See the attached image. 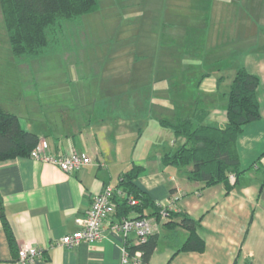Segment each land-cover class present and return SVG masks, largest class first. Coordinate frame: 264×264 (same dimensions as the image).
<instances>
[{"label": "crops", "instance_id": "obj_1", "mask_svg": "<svg viewBox=\"0 0 264 264\" xmlns=\"http://www.w3.org/2000/svg\"><path fill=\"white\" fill-rule=\"evenodd\" d=\"M235 31L231 39L217 47L220 53L215 57L222 63L218 75L201 74L194 79L196 90L187 93L177 92L174 75L170 86L175 92H153L152 98L157 101L150 100L147 111L148 115L155 112L159 139L149 143V150L144 149L138 141L140 133L137 134V126L145 119L144 112L129 115L122 113L123 108L116 110L113 99H119L117 95L101 91L80 111L62 109L60 125L52 126L34 116L35 111H29L23 99L24 88H18L20 109L16 108L18 100L14 101V95L13 109H6L18 115L20 125L45 139L50 153L78 151L91 161L68 173L29 156L0 160V202L14 235V245L10 247L0 219V264H21L17 250L23 243L43 249L40 257L27 264H120L125 240L109 226L105 225L100 241L81 240L68 247L59 240L80 228L78 219L86 215L94 195L106 186L116 187L121 174L134 164L142 166L135 180L138 187L157 205L185 212L198 220V233L205 243L202 251L179 250L188 231L176 221L163 225L165 218L160 221L152 215L150 218L159 223L156 246L149 260L142 264H264V41L263 47L242 48L238 42L245 38ZM252 36L255 41L264 39V30ZM240 66L259 78L260 117L245 123L236 138L239 168L234 180L205 186L201 181L187 179V168L162 161L163 155L172 153L184 139L177 145L174 141L164 142L162 135L171 132L159 120L163 116L176 118L177 111L185 107L181 108L180 103L185 97L193 106L192 113L195 109L205 112L203 123L224 125L227 92ZM224 70L228 72L226 76ZM140 92L144 94L143 90ZM79 93L76 91L72 97L80 98ZM132 95L120 93L127 100ZM136 214L132 210L128 216ZM134 236L130 232L127 239L133 242Z\"/></svg>", "mask_w": 264, "mask_h": 264}, {"label": "rangeland", "instance_id": "obj_2", "mask_svg": "<svg viewBox=\"0 0 264 264\" xmlns=\"http://www.w3.org/2000/svg\"><path fill=\"white\" fill-rule=\"evenodd\" d=\"M1 24L0 10L3 61L7 49ZM235 30L245 38L238 42L242 48L263 47L264 39L255 41L252 35L264 30V0H100L96 11L84 14L77 25H67L60 52L19 66L21 82L10 96L14 95L17 101V90L23 87L29 111L56 126L61 123L62 109L80 111L101 91L117 95L119 99H113L116 110L123 108L122 113L129 115L144 112L145 119L137 126V134L140 133L138 141L149 150V143L159 139L155 112L148 115L147 111L149 101H157L152 98L153 92H175L170 86L174 75L177 92L183 93L196 90L194 79L201 74L218 75L222 63L215 57L220 53L217 47L231 39ZM0 66L1 76L10 75L5 66ZM226 72H222L224 76ZM1 82L2 79L0 87L2 84L5 88L6 82ZM76 91L80 98L72 97ZM129 92L133 95L128 100L120 96ZM181 99L178 98L181 108L185 107L177 111V116H191L193 106L185 97ZM2 102L8 109L15 105L11 100ZM21 104L19 99L17 110ZM24 108L23 104L22 111ZM162 127L171 132L162 135L163 141L177 145L182 137L171 128ZM139 149L136 148L137 153Z\"/></svg>", "mask_w": 264, "mask_h": 264}, {"label": "trees", "instance_id": "obj_3", "mask_svg": "<svg viewBox=\"0 0 264 264\" xmlns=\"http://www.w3.org/2000/svg\"><path fill=\"white\" fill-rule=\"evenodd\" d=\"M99 7L100 0H0L1 26L6 38L4 47L7 49L6 57L0 61V65L5 66L4 69L10 73L0 75V80L6 82L5 88H2V84L0 87V160L28 156L40 139L36 133L24 129L18 115L6 109L2 102V99L13 100L10 94L21 82L19 66L35 58L60 52L61 39L67 25H77L84 14L96 11ZM258 84L256 74L250 73L244 66L236 69L227 92L226 121L222 126L203 123L206 114L198 109L191 116L160 118V125L171 128L176 136L184 139L172 153H165L162 161L187 168V179L201 181L205 186L228 182L229 174L236 176L239 168L236 138L245 123L260 117ZM141 171L142 166L134 164L121 174L116 188H120L124 194L115 193L116 208L112 217H126L132 210L137 214L128 217L160 216L162 207L135 182ZM129 198L135 199L136 203L130 204ZM145 209L151 212L146 214ZM166 212L163 225H172L176 221L188 231L179 250L202 251L205 243L198 233V220L185 212H173L171 209ZM0 219L7 241L13 247L14 235L1 202ZM156 239V233L138 245L126 239L125 247L130 253L140 249L142 263H145L156 246Z\"/></svg>", "mask_w": 264, "mask_h": 264}, {"label": "built area", "instance_id": "obj_4", "mask_svg": "<svg viewBox=\"0 0 264 264\" xmlns=\"http://www.w3.org/2000/svg\"><path fill=\"white\" fill-rule=\"evenodd\" d=\"M30 158L48 162L64 172H72L81 166L90 163L91 158L83 152L71 151L63 154H52L49 152L48 142L40 138L32 148ZM229 180H234V175L230 174ZM123 195L120 188L106 186L102 191L96 193L92 198L90 207L85 216L78 219L80 228L72 233L63 235L59 242L71 247L81 240L100 241L105 233V225L120 233L124 240L130 232L135 234L133 243L135 245L144 243L147 238L157 231L158 220L150 217H112L115 212L116 202L114 195ZM130 204H135L136 200L129 198ZM167 206H162L159 219L162 221L167 216ZM43 249L28 243H23L18 247L17 259L21 264L34 262L42 255ZM120 264H142V251L135 249L130 253L122 245Z\"/></svg>", "mask_w": 264, "mask_h": 264}]
</instances>
